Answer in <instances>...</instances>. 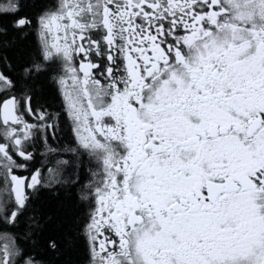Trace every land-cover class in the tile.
Here are the masks:
<instances>
[{"label":"snow or ice","instance_id":"1","mask_svg":"<svg viewBox=\"0 0 264 264\" xmlns=\"http://www.w3.org/2000/svg\"><path fill=\"white\" fill-rule=\"evenodd\" d=\"M0 264H264V0H0Z\"/></svg>","mask_w":264,"mask_h":264}]
</instances>
